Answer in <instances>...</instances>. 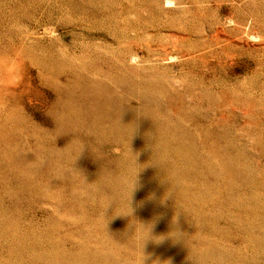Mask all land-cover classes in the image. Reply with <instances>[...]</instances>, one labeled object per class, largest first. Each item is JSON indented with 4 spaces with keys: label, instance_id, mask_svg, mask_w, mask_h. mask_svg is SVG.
Instances as JSON below:
<instances>
[{
    "label": "rangeland",
    "instance_id": "374dc122",
    "mask_svg": "<svg viewBox=\"0 0 264 264\" xmlns=\"http://www.w3.org/2000/svg\"><path fill=\"white\" fill-rule=\"evenodd\" d=\"M0 264H264V0H0Z\"/></svg>",
    "mask_w": 264,
    "mask_h": 264
}]
</instances>
